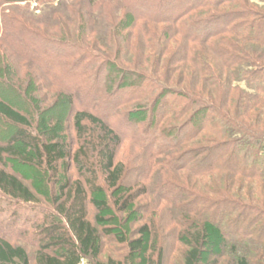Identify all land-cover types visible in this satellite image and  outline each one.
<instances>
[{"label":"trees","instance_id":"obj_1","mask_svg":"<svg viewBox=\"0 0 264 264\" xmlns=\"http://www.w3.org/2000/svg\"><path fill=\"white\" fill-rule=\"evenodd\" d=\"M96 1L90 0L88 7L81 2L82 16L76 22L77 30L89 35L100 26L109 27L107 34L111 36L113 47L100 57L87 55L88 48L80 45L72 48L66 45L72 50L71 55L86 54L84 60L90 57L91 64L97 61L99 66L93 73L98 72L99 77L103 74L92 91L80 99L71 94L62 103L68 112L74 106L71 119L75 144H69L64 136L62 119L50 117L52 106L37 115L40 133L29 114L20 111L13 101L0 97V124L11 131L5 144L0 145V212L15 209L10 216L14 220L5 224L0 233L3 237L0 238V264H83L84 261L87 264H132L133 257L144 251L145 241L150 237L155 238L150 264L165 263V249L160 245L159 233L150 225H144L136 239L129 240L125 231L120 233L118 242L125 244L129 251L124 260L102 259L104 238L112 234V228L106 223L115 222L117 216L113 210L118 214H129L137 199L130 189L121 197H112L124 187L129 174L127 163L119 156L123 140H127L119 128L122 126L137 128L132 142L163 161V170L187 171L197 178L214 173L222 177L227 175L232 184L230 191H234V178L245 177L264 184V14L251 9L248 4H245V10H221L234 0H178L179 11L168 10L166 14L162 11L157 15L139 13L137 6L140 4L133 5L135 0ZM146 1L174 0H142ZM116 9L129 12L126 22L131 29L138 28L137 20L169 25L174 37L178 35L187 42L185 60L197 67L199 78L214 90H224L219 98L221 105L210 104L198 95L187 94L185 89L160 82L155 75L159 72L157 64L166 55L172 37L159 36L156 29L149 30L146 42L149 48L155 45L156 52L149 56L153 68L150 71L144 69V73H131L125 69L118 74L113 59L120 50L123 52V48H130L126 46L130 32L122 31ZM68 11L70 15L75 14L71 8ZM96 11L103 17V25L96 24ZM55 42L52 38L45 40L46 45ZM192 44L206 47L218 61L217 66L213 65L209 55L197 53ZM49 64L50 73L51 62ZM81 68L82 65L76 70ZM150 72L153 76L148 74ZM235 82L245 84V90L237 88L235 91L232 87ZM233 91L236 92L234 95ZM77 101L81 109L75 108ZM56 104L58 102L53 106ZM114 115H119L118 119ZM114 122H120L119 127ZM150 134L153 140L147 141ZM203 134L209 135L205 137V143H197ZM6 159L23 168L47 169L52 181L57 183L62 167L66 173L73 167L76 177L64 179L52 209L46 210L21 177L5 170ZM157 177H160L159 173ZM225 181L220 185L227 186ZM168 185L159 182L155 191L166 201L169 200L168 192L173 191L179 210L186 214L183 218L188 226L180 238L186 247L182 264H252L253 254L237 255L241 246L262 251L261 255L257 254L260 258L256 261L264 264L263 204L254 201L246 204L220 192L222 198L212 203V207L229 206L231 216L215 218L213 210L204 217L196 206L198 201L211 204L210 200L195 191L191 193L178 185L168 188ZM250 190L255 194L253 186ZM146 193L144 188L141 195ZM189 195L192 196L190 201L183 204ZM90 207L98 213L93 221L89 218ZM28 209L44 213L45 221L34 224L33 233L24 229L6 237L9 229L21 221L19 214ZM104 213L110 216L104 217ZM179 216L177 214V220ZM17 238H28V246L37 244V249L32 252L21 244L12 243L11 239ZM228 248L232 253L226 257ZM208 255L214 256L208 258Z\"/></svg>","mask_w":264,"mask_h":264},{"label":"rangeland","instance_id":"obj_2","mask_svg":"<svg viewBox=\"0 0 264 264\" xmlns=\"http://www.w3.org/2000/svg\"><path fill=\"white\" fill-rule=\"evenodd\" d=\"M102 1L107 0H97L96 2L100 3ZM112 1L114 3L118 2V0ZM81 2H84V7H88L91 4L90 0H0V97L13 101L20 111L29 114L33 124L40 133L41 129L36 124L38 121L37 115H40L43 110H47L52 106L53 108L50 110L49 115L53 119H62L65 129L64 136L67 137L68 143L72 146L75 144V134L71 119L74 114V106L68 112L64 109L62 103L71 94L80 99L85 93L92 91L103 74L99 77L98 72L97 74L93 73L95 68L99 66L97 61L93 62L92 65L90 57H88L89 60H84L86 54L71 55L72 50L66 47V45L71 48L80 45L88 48L89 52L87 55L100 57L106 53V50L113 47L111 36L109 37L107 34L109 29H111L109 27L100 26L89 35L77 30L76 22L82 16V9L80 10V7H82L80 5ZM245 4H248L251 9L261 11L264 14V0H234L221 10L227 11L228 9L231 10L230 8H233L232 11L245 10L247 8ZM133 5H138L139 13H152L155 15L160 14L162 11V13L166 14L168 10L176 13L181 8V6L179 7L181 4L178 0L170 2L146 1L145 3L142 0H135ZM70 8L75 12L74 15L72 13L70 15L68 11ZM155 11L156 13H154ZM83 12L86 13L85 10ZM115 12L121 20L119 22L122 28L120 26L119 28L125 34L130 32L129 38H127L129 42L126 44L130 48L128 50L123 48V52L120 50L117 58L113 59L114 69L118 74L125 69L131 73H144V69L150 71L153 68L154 65L153 63L150 65L151 58L149 56L156 52L155 45L153 44V47L149 48L150 46H147L146 42L147 36L150 34L149 30L156 29L159 36L166 37L167 39L172 37L166 55L161 57L160 62H158L159 65L157 64L159 72L155 73V75L160 82L173 88L185 89L187 94L198 95L206 102H210V104L221 105L219 98L224 90H214L208 83L199 78L197 67L185 60L187 42L178 35L174 37L173 33L170 32L171 28L169 25H154L147 20H137L138 28L131 29L128 28L129 23L126 22L127 16L130 15L129 12L120 9H116ZM102 18L101 14L97 13L95 16L96 24L103 25L104 23L101 22ZM163 33H166V36ZM48 38L55 39L56 42L46 45L45 40ZM153 42L155 43V41ZM194 46L197 48V53L202 52L207 57L209 55L213 65L217 66L216 62L218 61L206 47L198 44L191 45V47ZM196 57H198V54ZM48 61L51 62L52 67L50 73L48 72V69H50V64L47 65ZM81 65L83 68L76 70ZM77 74H79V77H77ZM148 74L152 75L151 72ZM79 78H82L83 82ZM86 80L89 81L87 82ZM221 80L225 81L223 77ZM232 87L233 89L236 88L234 89L235 91H238L237 88L245 90V84L243 83L235 82ZM235 91L232 92L233 95L236 93ZM55 102H58V104L60 102V105L56 104L53 106ZM135 104L137 105V103ZM75 108H82L78 101ZM137 109L138 111H142V108ZM157 111L161 113L160 110ZM145 115L144 113V118ZM118 116L114 115V118L118 119ZM39 119H41V116ZM114 123L116 127H119L120 122L118 124L117 122ZM119 128L124 131L127 138V140H123V147L119 156L120 159L127 163L129 174L125 180L124 187L119 192L112 194V197L114 199L121 197L130 189L133 190V194L137 195V199L130 208L129 214H118L115 209L113 210L117 216L115 222L109 221V223H106V226L112 228V234L110 237L104 238L103 260H107L109 257L116 260H124L129 251L125 244L118 242L120 233L125 231L129 240L136 239L139 237L140 229L144 225H150L159 233L160 245L165 249L164 264H182V255L186 247L180 238L185 231L186 225L188 226L185 218H183L186 214L179 210L180 207L178 206V202L174 200L173 191L168 192V201L156 194L155 189H157L156 187L159 182L165 185L181 186L191 193L195 191L196 194H202L208 201L210 200L211 204H207L206 201H198L199 205L196 206L197 210L204 217H208L213 210H215V218L231 216L229 206L220 209L212 207V203L220 200L223 195L230 194L233 198L244 201L246 204H251L254 201L264 205V184L251 181L245 177L234 178L232 179L234 191H230L232 184L227 175L222 177L214 173L206 177L197 178L187 171L174 172L172 169L163 170V161L153 157L150 153L132 142L131 139H134L136 132H138L137 128H124L123 126ZM10 136L11 131L7 130L4 124H0V145L5 144ZM207 136L209 135L203 134V139H201L202 137H198L200 139H198L197 143H205L204 139ZM149 140H153L152 134L149 135L147 141ZM3 165L6 171L15 173L21 177L35 192L41 202V206L46 210L52 209L53 200L58 196L60 192L59 188L63 184L64 179L68 176L72 178L76 177L73 167L67 173L63 170V167L60 168L59 181L57 183L52 181L51 174L47 169L23 168L9 159H6ZM160 169L163 171L158 172ZM158 173L160 175L159 178L157 177ZM222 178L227 180L225 181L227 186L220 185V182L224 181ZM248 184L254 187L255 194H252L250 190L252 186ZM170 185H168V188ZM144 188L147 193L142 196L141 193L144 191ZM191 195L186 197L183 204L187 203L188 200L190 201ZM5 210L0 212V233L3 232L5 224L7 225L9 221L14 220L10 216L15 212V209ZM89 213V218L92 221L98 214L91 207ZM177 214L180 215L178 220L176 219ZM102 215L104 217L110 216V214L107 215L105 213ZM19 216V220L21 221L17 222L14 228L9 229L10 232L8 230L9 235L7 234L6 237L16 232L21 233L24 229L28 233H33V225H38L41 224L39 222L45 221L44 213H37L31 209H28L26 213H20ZM181 218L183 219L181 220ZM191 219L193 220V218ZM102 226L104 227L105 225ZM212 229L216 230L215 228ZM6 237L4 239H8ZM154 239L150 237L145 241L146 246L144 251L133 257L132 264H150L152 261L150 257L152 253L151 247ZM27 240L28 238L22 240L18 238L11 239L12 243L21 244L27 249L32 250V252H35L38 245L35 244L33 247H30L27 244ZM248 249L249 246H241L237 251V255L253 254L251 256L253 259H251L253 261L252 264H261L256 260L260 258L258 255H261L262 251L256 250L254 247L252 250ZM231 253V250L228 248L225 251V256L229 257ZM213 256L208 255V258H212ZM83 264L87 263L84 261Z\"/></svg>","mask_w":264,"mask_h":264}]
</instances>
